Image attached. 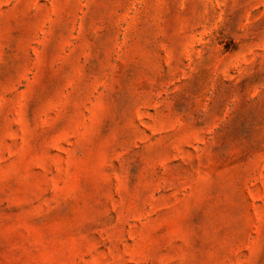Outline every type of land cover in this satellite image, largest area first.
I'll list each match as a JSON object with an SVG mask.
<instances>
[{
	"label": "rangeland",
	"instance_id": "1",
	"mask_svg": "<svg viewBox=\"0 0 264 264\" xmlns=\"http://www.w3.org/2000/svg\"><path fill=\"white\" fill-rule=\"evenodd\" d=\"M0 264H264V0H0Z\"/></svg>",
	"mask_w": 264,
	"mask_h": 264
}]
</instances>
